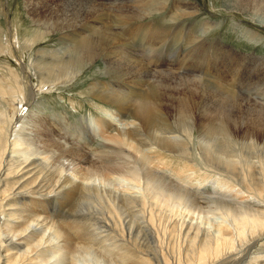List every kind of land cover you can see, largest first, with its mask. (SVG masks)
I'll use <instances>...</instances> for the list:
<instances>
[{
    "label": "bare ground",
    "instance_id": "obj_1",
    "mask_svg": "<svg viewBox=\"0 0 264 264\" xmlns=\"http://www.w3.org/2000/svg\"><path fill=\"white\" fill-rule=\"evenodd\" d=\"M47 1L51 3L46 7L31 8L34 22L45 31L37 34L28 47L48 34L79 25L82 18L89 16V12L83 16L71 15V0ZM63 3L66 8L61 24L51 14L58 12ZM233 5L243 6V11L264 21V0H234ZM67 35L64 34L62 39L71 44L68 56L64 58L60 53H52L37 61L38 88L28 87L25 79L15 72L9 79L15 82L12 85H6L8 79L0 76V183L4 184L0 189V264H264L263 127L230 125L232 113L221 111L220 104L214 109L222 113L212 116L204 108L202 97L209 94L203 90H212L200 89L193 81H172L174 85L163 87L159 86L163 81H155L149 87L153 91L147 89L145 94L141 92L136 96V104L141 110L135 114H129L132 112L129 107L122 106L123 97L106 89L109 83L96 82L89 86L88 92L94 99L118 108L121 114L117 110H102L106 118L101 119V123L112 126L115 132L104 138L101 136L104 130L94 129L97 138L103 141H100L102 150L97 152L96 160L87 164L86 154L79 157L55 139L58 138L56 133L46 123L50 118L45 117L43 111L35 112L28 107V102L37 101L39 95L72 83L83 74L87 65L103 53L107 54L108 49L110 52L109 47L116 43L112 42L115 39L113 33L106 29L98 28L93 34L76 39H69ZM245 36L251 41L262 39L250 30ZM4 49L0 46V53ZM165 89L168 98L164 97ZM221 100L226 105H250L248 101L222 94ZM161 105L168 108L186 140L173 135L169 113L162 112L168 119L159 114ZM128 114L136 122L129 120ZM262 116L264 114L260 113L258 118ZM194 130L199 131L202 152L210 164L219 167L217 169L224 174L222 178L243 187L244 192L223 184V179L218 176L211 182L217 185L214 192L223 189L225 193H218L221 198H214L209 205L202 206L182 183L179 186L160 173V169L152 168L154 159L152 162L148 159L147 151L186 155L192 152ZM149 132L151 134L145 138ZM114 145L121 148L115 149ZM129 159H137V162ZM55 161L62 162L64 167L59 174L64 178L38 181L47 171L48 164H54L50 174L58 173L59 165ZM4 167L9 171L8 175H15L14 182L4 179ZM68 173L73 176L71 181ZM59 180L65 184L58 187ZM71 184L82 192L80 200L74 201L82 208V200L85 210L77 207L81 216L67 220L73 223H61L64 220L58 218L55 221L48 209H54L56 202H65L67 197L77 194H67L66 188ZM89 202L94 206L88 207ZM132 207L137 209V215L130 217ZM208 214H221L222 218L211 223L213 221L206 220ZM102 218L113 223L91 222L89 225L82 222L102 221Z\"/></svg>",
    "mask_w": 264,
    "mask_h": 264
},
{
    "label": "rangeland",
    "instance_id": "obj_2",
    "mask_svg": "<svg viewBox=\"0 0 264 264\" xmlns=\"http://www.w3.org/2000/svg\"><path fill=\"white\" fill-rule=\"evenodd\" d=\"M50 3L51 1L48 2L47 0H0V46L6 48L4 52L0 53V76L9 80L15 75L13 73L15 72L20 75V78L25 79L28 87L38 88L40 78L36 73L38 72V68L35 67L38 65L37 61L40 59L42 61L43 58L52 53H60L64 58L70 54L69 47L71 44L62 39L64 34H69L66 36L69 39H76L81 35L93 34L94 30L98 28L113 33L112 38L115 39L112 42L116 43L109 47L110 52L108 49L107 54L103 53L92 64L87 65L85 70L83 69V74L76 78L77 80L75 79L72 83L58 87L44 95H39L35 102L33 100L28 102V107L31 106L32 110L34 109L35 112L41 110L45 117L50 118L46 120V123L51 127V131L56 133L53 132L58 137L55 139L61 144L67 145L65 149L68 147L73 153L76 152L75 155L79 157L86 154L85 162L87 164L96 160L97 152L102 150L100 144L103 141L100 140L101 138H97L93 132L94 129L99 128L101 132L104 130L103 134L100 132L104 138L106 136L111 137L110 134L114 135L115 132L112 126H104L105 124L101 123L106 118L102 110H117L119 113L118 108L104 103L96 97L94 99V96L88 92L89 86L96 82L109 83L110 85H106V89L109 88L108 90L123 97L125 102L122 103V106L130 108L128 110L132 112H128L129 114H135L137 110H141V107L136 104V96L141 92L145 94L148 90L153 91L149 87L155 81H163L159 85L160 87L174 85L175 81H193L198 83L200 89L210 88L209 90H212V92L203 90L209 94L202 96L204 108L212 116H217L222 113L221 111L231 112L230 125L257 124L263 127L264 132V116L258 118L260 113L264 114V21L251 12L243 11V6L242 8L235 7L233 5L234 0H71V15L83 16L89 12V16L82 18L79 25L72 28L68 27L62 32L57 31L48 34L32 47H28V43L37 34L45 31L40 24L34 22L31 8L34 6L43 8ZM96 6L97 8H94ZM65 8L63 3L58 12L51 14L61 24L64 19ZM247 30L256 32L262 39L251 41L245 36ZM139 67L141 68L139 69ZM44 73L47 74V72ZM60 73H63L61 69ZM8 80L6 85L15 84V82ZM159 81L157 83H160ZM27 92L29 93V90ZM221 94L226 95L227 98L248 101L250 105L244 107L236 104L226 105L221 100ZM164 97L168 98L166 89L164 90ZM219 104L222 105L221 111L214 109ZM162 112L169 113L168 108L164 105H161V113L159 112V114L168 119L167 115ZM129 114L127 118L129 117V120L134 121V118ZM169 119L172 122L174 120L170 113ZM77 127L79 128L77 129ZM171 128H173V135L177 134L179 139L186 140L183 131L175 121ZM194 132L196 137L194 136L193 144L190 146L194 153L189 152L185 155L178 152L174 155L157 150L155 152L147 151L148 159L151 162L154 159L152 164L155 163L158 166L156 168L155 164H151L152 168L160 169L162 172H159L172 182H176L175 184L180 186L182 183V187L202 206L204 204L209 205V202L214 198H221L218 193H225L223 189L214 192L217 185L212 183L218 176L219 179H223V184L244 192L243 187L235 186L233 183L231 184L229 179L222 178L224 174L217 169L219 167L210 164L208 158L205 157L206 154L204 151L202 152L203 147L199 142V131L194 130ZM150 134V132L146 134L145 138L149 137ZM114 147L115 149L121 148L120 145H114ZM190 153L191 155H189ZM151 154L154 155L151 156ZM56 158L59 156L56 155ZM191 159L193 160L192 163L190 162ZM132 160L137 162V159L130 161L133 162ZM55 162L59 165L58 173L50 174L54 164H48L47 171L38 181L42 179L45 181L55 180L58 177L64 178L59 174L64 167L62 162ZM194 169L196 171H193ZM3 172L6 181H15V175H8L9 171L6 167H4ZM67 175L70 176L71 181L73 176L71 173ZM64 184L59 180L58 187ZM3 186L4 184L0 183V189H3ZM66 192L67 194L77 192V194L74 195L75 197H67L65 202H56V205L53 206L54 209H48L50 217L53 215L51 219L56 218L55 221L58 219L67 221L81 216V212L76 211L78 207L76 202L83 195L79 187L74 184L68 185ZM227 194L235 195L236 193ZM245 196L248 197V194ZM250 197L253 198V196ZM81 204L84 206L78 207V209L85 210V203L82 200ZM92 206L94 203L89 202L88 207ZM133 208L131 209L132 212H129L130 214L133 213L132 215L129 214L130 217L137 215V209L133 210ZM208 216L206 220L213 221L211 223L219 222L222 218L221 214H214V216L208 214ZM95 217L101 220L99 215ZM103 220L102 218V221L82 222L88 224L91 222L113 223L107 219L106 221ZM64 221L61 223H73ZM260 248L261 246L257 249Z\"/></svg>",
    "mask_w": 264,
    "mask_h": 264
}]
</instances>
